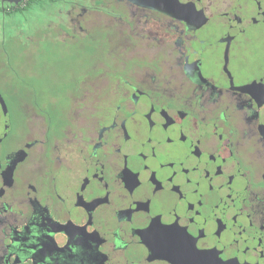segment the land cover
Masks as SVG:
<instances>
[{"label": "flooded vegetation", "instance_id": "obj_1", "mask_svg": "<svg viewBox=\"0 0 264 264\" xmlns=\"http://www.w3.org/2000/svg\"><path fill=\"white\" fill-rule=\"evenodd\" d=\"M0 96V264H264V0H0Z\"/></svg>", "mask_w": 264, "mask_h": 264}, {"label": "rangeland", "instance_id": "obj_2", "mask_svg": "<svg viewBox=\"0 0 264 264\" xmlns=\"http://www.w3.org/2000/svg\"><path fill=\"white\" fill-rule=\"evenodd\" d=\"M55 4L57 8L62 7L60 4ZM20 19V17L16 18V20ZM114 38L116 39V37ZM27 40L28 36L22 34L18 42H26L28 44ZM90 45L81 49H70L67 47L58 51L55 47L51 46L49 51H44L38 42L29 43L28 49L30 50L19 53L15 59V65L16 67L23 66L24 68L19 67V69L26 71L25 73H28L27 77L37 78L38 84L41 87L46 88L50 86L52 87L51 91L54 92L60 89L63 80L66 79L65 77L79 82L86 78L90 66L95 62V56L93 55L94 48ZM30 69L31 71H29ZM40 69H45L46 73H41ZM86 85L87 87H93L91 82H88ZM93 97L94 94H87L84 102H92Z\"/></svg>", "mask_w": 264, "mask_h": 264}, {"label": "snow or ice", "instance_id": "obj_3", "mask_svg": "<svg viewBox=\"0 0 264 264\" xmlns=\"http://www.w3.org/2000/svg\"><path fill=\"white\" fill-rule=\"evenodd\" d=\"M38 2H40V0H38ZM231 59H232V56H231V53L229 54V62H231ZM239 60H240V63L241 65H244L246 63H248L250 61V57L248 56V54L245 52V53H241L239 54ZM165 232H172L174 231V229H164Z\"/></svg>", "mask_w": 264, "mask_h": 264}, {"label": "water", "instance_id": "obj_4", "mask_svg": "<svg viewBox=\"0 0 264 264\" xmlns=\"http://www.w3.org/2000/svg\"><path fill=\"white\" fill-rule=\"evenodd\" d=\"M2 1L3 2L19 4L20 2H22L24 0H2ZM0 99H1V102L3 103V105H4V109H5V112H6L7 108H6V105H5L4 101L2 100L1 96H0Z\"/></svg>", "mask_w": 264, "mask_h": 264}, {"label": "trees", "instance_id": "obj_5", "mask_svg": "<svg viewBox=\"0 0 264 264\" xmlns=\"http://www.w3.org/2000/svg\"><path fill=\"white\" fill-rule=\"evenodd\" d=\"M32 2H33V3H34V2H36V3H37V2H38V0H32Z\"/></svg>", "mask_w": 264, "mask_h": 264}]
</instances>
